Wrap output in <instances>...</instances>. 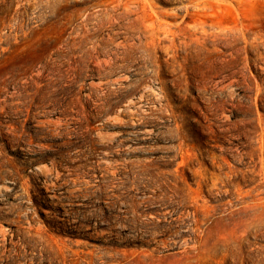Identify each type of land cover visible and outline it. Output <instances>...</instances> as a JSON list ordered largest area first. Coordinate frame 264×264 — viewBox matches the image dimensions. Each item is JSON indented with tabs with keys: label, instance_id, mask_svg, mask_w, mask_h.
<instances>
[{
	"label": "rangeland",
	"instance_id": "rangeland-1",
	"mask_svg": "<svg viewBox=\"0 0 264 264\" xmlns=\"http://www.w3.org/2000/svg\"><path fill=\"white\" fill-rule=\"evenodd\" d=\"M261 141L264 0H0V264H264Z\"/></svg>",
	"mask_w": 264,
	"mask_h": 264
},
{
	"label": "bare ground",
	"instance_id": "bare-ground-1",
	"mask_svg": "<svg viewBox=\"0 0 264 264\" xmlns=\"http://www.w3.org/2000/svg\"><path fill=\"white\" fill-rule=\"evenodd\" d=\"M248 59H249V58H248ZM258 97H260V95H259ZM249 98H250V97H249ZM256 99H257V98H256ZM256 99H255V100H256ZM260 100H261V99H260ZM261 101H262V100H261ZM258 102H259V101H258ZM258 104H259V103H258ZM243 105H244V104H243ZM259 105H260V104H259ZM261 106H262V105H261ZM241 107H242V106H241ZM245 108H247V107H245ZM243 110H244V109H243ZM245 113H246V112H245ZM245 113H244V114H245ZM247 113H249V112H247ZM250 113H251V112H250ZM247 117H248V116H247ZM249 117H250V116H249ZM249 117H248V118H249ZM245 118H246V117H245ZM253 118H255V117H253ZM235 121H236V120H235ZM261 121H262V120H261ZM231 122H232V121H231ZM236 122H237V121H236ZM240 122H241V121H240ZM244 122H245V121H244ZM250 122H251V121H250ZM234 123H235V122H234ZM235 124H236V123H235ZM243 124H244V123H243ZM228 126H230V125H228ZM235 126H236V125H235ZM223 127H224V126H223ZM223 127H222V128H223ZM225 127H226V125H225ZM231 127H232V126H231ZM233 127H234V126H233ZM238 127H239V126H238ZM240 127H241V126H240ZM253 127H254V126H253ZM248 128H249V127H248ZM229 129H230V128H229ZM236 129H237V128H236ZM224 130H225V129H224ZM226 130H228V129L226 128ZM253 130H254V129H253ZM257 130H258V129H257ZM220 131H221V130H220ZM234 131L237 132L236 130H234ZM238 131H239V130H238ZM242 131H243V130H242ZM260 131H261V130H260ZM230 132H231V131H230ZM232 132H233V130H232ZM244 132H245V131H244ZM221 133H222V132H221ZM221 133H220V134H221ZM227 133H228V131H227ZM233 133H234V132H233ZM251 133H252V132H251ZM228 134H231V133H228ZM245 134H247V133H245ZM254 134H255V133H254ZM238 135H239V133H238ZM249 135H250V134H249ZM224 137H226V136H224ZM249 137H250V136H249ZM228 138H229V137H228ZM245 138H248V136L244 137V139H245ZM250 138H251V137H250ZM250 138H248V139H250ZM230 139H231V138H230ZM240 140H241V139H240ZM229 142H231V141H229ZM232 142H233V141H232ZM232 142H231V143H232ZM240 142H242V140H241ZM261 142H262V141H261ZM235 143H236V142H235ZM250 143H251V142H250ZM262 143H264V142H262ZM243 144H244V143H243ZM253 145H255V144L253 143ZM253 145L251 144V146H253ZM244 146H245V145H244ZM247 146H248V145H247ZM231 147H232V146H231ZM252 148H253V147H252ZM261 148H262V147H261ZM256 149H257V148H256ZM247 151H248V150H247ZM247 151H246V152H247ZM261 151H262V150H261ZM257 152H258V151H257ZM244 153H245V152H244ZM252 153H253V152H252ZM255 153H256V152H255ZM262 154H264V153H262ZM239 155H240V154H239ZM255 155H256V154H255ZM234 156H235V155H234ZM238 157H239V156H238ZM255 157H256V156H255ZM246 158H247V157H246ZM251 158H252V157H251ZM239 160H240V159H239ZM245 162H246V161H245ZM250 162H251V161H250ZM239 163H240V162H239ZM239 163H238V164H239ZM240 164H241V163H240ZM250 164H251V163H250ZM255 167H256V165H255ZM258 185H259V184H258ZM260 185H261V184H260ZM254 187H255V186H254Z\"/></svg>",
	"mask_w": 264,
	"mask_h": 264
}]
</instances>
